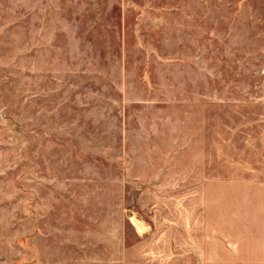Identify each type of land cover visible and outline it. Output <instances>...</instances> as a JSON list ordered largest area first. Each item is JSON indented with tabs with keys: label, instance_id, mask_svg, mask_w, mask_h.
<instances>
[{
	"label": "rangeland",
	"instance_id": "obj_1",
	"mask_svg": "<svg viewBox=\"0 0 264 264\" xmlns=\"http://www.w3.org/2000/svg\"><path fill=\"white\" fill-rule=\"evenodd\" d=\"M261 134L264 0H0L2 264H174L175 174Z\"/></svg>",
	"mask_w": 264,
	"mask_h": 264
},
{
	"label": "crops",
	"instance_id": "obj_2",
	"mask_svg": "<svg viewBox=\"0 0 264 264\" xmlns=\"http://www.w3.org/2000/svg\"><path fill=\"white\" fill-rule=\"evenodd\" d=\"M250 139L237 169L175 174L192 194L176 191L174 264H264V135Z\"/></svg>",
	"mask_w": 264,
	"mask_h": 264
}]
</instances>
